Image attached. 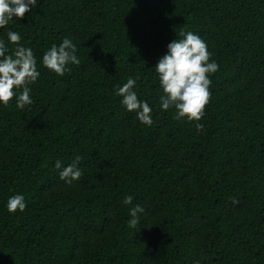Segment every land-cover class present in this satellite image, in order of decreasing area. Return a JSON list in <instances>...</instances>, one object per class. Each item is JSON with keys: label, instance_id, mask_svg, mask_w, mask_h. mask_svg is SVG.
Wrapping results in <instances>:
<instances>
[{"label": "trees", "instance_id": "obj_1", "mask_svg": "<svg viewBox=\"0 0 264 264\" xmlns=\"http://www.w3.org/2000/svg\"><path fill=\"white\" fill-rule=\"evenodd\" d=\"M7 27L41 75L30 106H0V264H264V0H39ZM185 31L219 64L199 121L159 106L154 66ZM64 37L80 63L58 76L40 58ZM128 78L150 126L116 95ZM75 156L67 185L55 161Z\"/></svg>", "mask_w": 264, "mask_h": 264}, {"label": "clouds", "instance_id": "obj_2", "mask_svg": "<svg viewBox=\"0 0 264 264\" xmlns=\"http://www.w3.org/2000/svg\"><path fill=\"white\" fill-rule=\"evenodd\" d=\"M38 4L39 0H0V30L6 31L8 42L15 46L14 51L9 54L8 45L0 38V106H8L15 98L16 107L23 110L33 102L31 85L41 75L37 57L32 48L20 43L21 34L7 26L23 18L26 12L31 13ZM180 35L182 38L173 39L167 44V51L158 58L154 66L163 91L159 97V106L165 111L174 108L177 120L199 121L209 102L211 74L218 70L219 64L210 59L212 53L199 34L185 31ZM79 63L77 46L68 37H64L58 45L53 43L40 58V64L58 76L69 71L68 65ZM136 86L137 81L128 78L116 88V95L121 98L120 103L126 111L135 112L141 124L150 126L153 109L147 100L138 99ZM200 127L202 125L197 124V128ZM80 159V156H75L67 165H62L59 159L55 161L54 166L59 169V177L65 184L72 185L81 178L83 172L79 166ZM132 201L131 195L123 198L126 205L132 204ZM25 208L26 201L22 193L7 198L6 209L9 213L23 212ZM144 213L145 208L139 204L131 207L129 226L135 227L138 214Z\"/></svg>", "mask_w": 264, "mask_h": 264}]
</instances>
